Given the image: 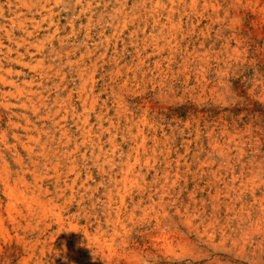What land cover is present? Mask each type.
I'll return each mask as SVG.
<instances>
[{
	"label": "rangeland",
	"instance_id": "obj_1",
	"mask_svg": "<svg viewBox=\"0 0 264 264\" xmlns=\"http://www.w3.org/2000/svg\"><path fill=\"white\" fill-rule=\"evenodd\" d=\"M263 3L0 0V134L41 130L56 206L0 192V264H264Z\"/></svg>",
	"mask_w": 264,
	"mask_h": 264
},
{
	"label": "bare ground",
	"instance_id": "obj_2",
	"mask_svg": "<svg viewBox=\"0 0 264 264\" xmlns=\"http://www.w3.org/2000/svg\"><path fill=\"white\" fill-rule=\"evenodd\" d=\"M260 1V0H259ZM258 2V1H257ZM264 4V3H263ZM262 4V5H263ZM213 8V7H212ZM171 11V10H170ZM23 41V40H22ZM19 43V42H18ZM17 43V44H18ZM20 45V43H19ZM159 50V49H158ZM5 57V56H4ZM15 57V56H14ZM10 61V60H9ZM14 62V60H13ZM38 63V62H36ZM158 63V62H157ZM21 64V63H19ZM3 65V64H1ZM26 65V64H24ZM5 66V65H4ZM7 66V65H6ZM33 66V65H32ZM1 69V68H0ZM161 69V68H160ZM3 70V69H2ZM38 70V69H37ZM10 71V70H9ZM15 71V70H14ZM35 71V70H34ZM40 72V71H39ZM41 73V72H40ZM45 73V72H44ZM38 74V73H37ZM199 74V73H198ZM40 75V74H39ZM17 76V75H16ZM33 76V75H32ZM44 76V75H43ZM46 76V75H45ZM7 77V76H6ZM30 79V78H28ZM32 80V79H31ZM37 80V79H36ZM6 81V80H5ZM2 82V81H0ZM8 82V80H7ZM22 82V81H21ZM4 83V81L2 82ZM9 83V82H8ZM18 83V82H17ZM38 83V82H37ZM6 84V83H5ZM12 84V83H11ZM40 84V83H39ZM3 85V84H2ZM14 85V84H13ZM28 85V84H27ZM5 86V85H4ZM30 86H32V83L30 84ZM41 86V85H40ZM1 87V85H0ZM8 87V86H7ZM3 88V87H2ZM9 88V87H8ZM5 89V87H4ZM10 89V88H9ZM19 90V88L17 89ZM22 90V89H21ZM37 90V89H36ZM41 91V90H40ZM26 92V91H25ZM32 92V91H31ZM2 93V92H1ZM0 93V94H1ZM8 93V92H7ZM10 93V92H9ZM19 93V92H18ZM28 93V92H27ZM15 94V93H14ZM17 94V93H16ZM37 94V93H36ZM7 95V94H6ZM4 96V95H2ZM41 97V96H40ZM30 98V97H29ZM45 98V97H44ZM38 99V98H37ZM28 101V100H27ZM28 102H22V104H20L22 107H26ZM32 103V102H29ZM42 103V102H41ZM43 104V103H42ZM2 105L6 108L9 109L10 108V103H2ZM56 105V104H55ZM70 105V104H69ZM17 106V105H16ZM19 106H17L18 108ZM52 107V106H51ZM46 108V107H45ZM37 109V108H36ZM62 109V108H61ZM33 113H35L37 110L33 109L32 110ZM56 112V111H55ZM42 113V112H41ZM15 114V113H14ZM57 114V113H55ZM59 114V113H58ZM90 115V114H89ZM25 125L21 126V129L24 132V139H22V135L14 133L13 135V139L15 140V142L8 146V144H5V136L3 133L0 134V141L2 143H4L6 145V148L9 150V152H12L11 155H13V162L15 163V167H12L11 163L6 159V155L2 152V149L0 148V192L5 193L6 195H8L11 199V201L14 200H20L22 202V204H24L25 207H27L28 210V215L29 216H33L34 214L37 213V211H39V213L43 214L45 211H53V209H55L56 206L50 204L47 200L45 199V195L48 194V190L47 189H43V182H40V175L37 172V169L40 167H43L45 165H47L48 161L50 160V155L51 153H49V151H47V148L45 146V140L42 139L41 136V130L38 127H30L29 125V118L27 117V113H23L21 114ZM35 116V115H34ZM49 116V115H48ZM58 116V115H57ZM76 117V116H75ZM87 117V116H86ZM33 118V117H32ZM82 118V117H81ZM88 118V117H87ZM90 118V117H89ZM15 119V118H14ZM17 120V119H16ZM59 120V119H58ZM85 120V119H84ZM50 121V120H49ZM76 121V120H75ZM86 121V120H85ZM63 122V121H62ZM1 123V122H0ZM7 123V122H6ZM61 123V122H60ZM59 123V124H60ZM45 124V123H44ZM46 125V124H45ZM44 125V126H45ZM54 125V124H53ZM75 125V124H74ZM81 125V124H80ZM8 126H10L11 128L15 129L16 127L19 126V123L17 121L14 120H10L8 122ZM56 126V125H55ZM43 127V126H42ZM59 129V128H58ZM18 130V129H17ZM65 130V129H64ZM63 130V131H64ZM58 131V130H57ZM71 131V130H70ZM48 132V131H47ZM72 132V131H71ZM78 132V131H77ZM45 134V133H44ZM65 134V133H64ZM145 135V134H144ZM71 136V135H70ZM128 136V135H127ZM126 136V137H127ZM45 137V135H44ZM49 137V136H48ZM51 137V136H50ZM66 137V136H65ZM90 137V136H88ZM149 137V136H148ZM157 137V136H156ZM60 138V137H59ZM77 138V137H75ZM108 138V137H107ZM12 139V138H11ZM47 139V137H46ZM130 139V138H128ZM63 140V139H62ZM77 140V139H76ZM134 140V139H133ZM55 141V140H54ZM86 141V140H85ZM90 141V140H89ZM120 141V140H119ZM154 141V140H153ZM157 141V140H156ZM47 142V141H46ZM49 142V141H48ZM52 142V141H51ZM134 142V141H133ZM142 142V141H141ZM58 143V142H57ZM76 143V142H75ZM146 143V142H145ZM66 144V143H65ZM79 144V143H78ZM157 144V143H156ZM49 145V144H48ZM70 145V144H69ZM128 145V144H127ZM146 145V144H145ZM151 145V144H150ZM58 146V145H57ZM136 146V145H135ZM21 148L25 151V155L28 157V162L25 163L24 162V158L23 156H21L20 154V150L18 149ZM86 147V146H85ZM138 147V146H137ZM3 148V147H2ZM5 148V149H6ZM64 148V147H63ZM73 148V147H72ZM67 149V148H65ZM64 149V150H65ZM78 149V148H77ZM92 149V148H91ZM94 149V148H93ZM39 150V151H37ZM52 150V149H51ZM116 150V149H115ZM37 151V152H36ZM98 151V150H97ZM92 153V152H91ZM142 153V152H141ZM50 154V155H49ZM80 154V153H79ZM66 155V154H65ZM96 155V154H95ZM84 156V155H83ZM91 156V155H90ZM113 156V155H112ZM54 159H55V163L51 166H53V168L59 169V158L53 154ZM65 157V156H64ZM74 157V156H73ZM80 157V156H79ZM97 157V156H96ZM99 157V156H98ZM107 157V156H106ZM83 158V157H82ZM78 160V159H77ZM109 160V159H108ZM78 162V161H77ZM105 163V162H104ZM99 164V163H98ZM201 164V163H200ZM95 165V164H94ZM102 165V164H100ZM202 165V164H201ZM103 166V165H102ZM126 170H130L132 167V165L127 164L126 165ZM213 166V165H212ZM14 168V170H13ZM125 168V166H124ZM120 171V170H119ZM116 174V173H115ZM110 177V176H109ZM232 181V180H231ZM58 182V181H57ZM72 189V188H71ZM83 189V188H82ZM89 189V188H88ZM91 189V188H90ZM85 190V189H84ZM110 190V189H109ZM126 191V190H125ZM90 192V191H89ZM111 192V191H110ZM85 193V192H83ZM93 194V193H92ZM140 194V193H139ZM144 194V193H143ZM213 194V193H212ZM88 195V194H87ZM210 196V195H209ZM108 197V196H106ZM86 199V198H85ZM89 199V198H87ZM121 199V198H120ZM78 201V200H77ZM96 201V200H95ZM109 201V200H108ZM120 202V201H119ZM132 202V201H131ZM136 202V201H135ZM176 202V201H175ZM133 203V202H132ZM67 204V203H66ZM65 204V205H66ZM77 205V204H76ZM90 205V204H89ZM126 205V204H125ZM152 205V204H151ZM78 206V205H77ZM88 206V205H87ZM97 207V206H96ZM119 207V206H118ZM117 207V208H118ZM8 210H14L15 209V203L13 202H9L8 206L6 207ZM39 208V209H38ZM89 208V207H87ZM108 208V207H107ZM144 208V207H143ZM158 208V207H157ZM180 208V207H178ZM4 209V208H3ZM24 209V208H23ZM38 209V210H37ZM78 209V208H77ZM94 209V208H93ZM106 209V208H105ZM104 209V210H105ZM133 209V207H132ZM109 210V209H108ZM138 210V208H137ZM149 210V209H148ZM147 210V211H148ZM168 210V209H167ZM182 210V209H181ZM90 211V210H89ZM107 211V210H106ZM153 211V210H152ZM25 212V211H23ZM98 212V211H97ZM157 212V211H156ZM1 213H2V203L0 200V219H1ZM26 213V212H25ZM90 213V212H89ZM79 214V213H78ZM82 214V213H81ZM96 214V213H95ZM119 214V213H118ZM128 214V213H127ZM20 215V213H19ZM121 215V214H120ZM155 215V214H154ZM176 215V214H175ZM88 216V215H86ZM85 216V217H86ZM99 216V215H98ZM128 216V215H127ZM90 217V216H89ZM109 217V216H108ZM160 217V216H159ZM157 217V218H159ZM10 218V217H9ZM23 218V217H22ZM95 218V217H94ZM156 218V217H155ZM125 219V218H124ZM13 220V219H10ZM22 220V219H21ZM56 221L58 222L59 226H62L64 224L63 219L60 215V213L58 212L56 214ZM94 221V220H93ZM111 222V220H110ZM116 222V221H113ZM14 223V222H13ZM94 223V222H93ZM100 223V222H98ZM118 223V222H116ZM2 224L1 220H0V225ZM111 225V224H110ZM155 225V224H154ZM159 225V224H158ZM113 226V225H112ZM2 227V226H1ZM85 227V226H84ZM80 228V227H79ZM122 228V227H121ZM170 228V227H169ZM99 229V228H98ZM77 230V229H76ZM93 230V229H92ZM103 230V229H102ZM34 231V230H33ZM80 231V230H79ZM112 231V230H111ZM148 231V230H147ZM81 232V231H80ZM144 232V231H143ZM102 233V232H101ZM105 233V232H104ZM40 234V233H39ZM43 234V233H42ZM111 234V233H110ZM113 234V233H112ZM149 234V233H148ZM173 234V233H172ZM82 235V234H81ZM85 238L87 240V242L89 244H95L97 245L99 248L101 247V245L97 242L98 240V232L94 231L91 232L87 229L84 230V234ZM126 235V234H125ZM119 236V235H118ZM173 236V235H172ZM190 237V236H189ZM24 238V237H23ZM73 238V237H72ZM102 238V237H101ZM155 238V237H154ZM35 240V239H34ZM32 239V241H34ZM150 240V239H149ZM20 241V240H19ZM37 241V240H36ZM166 241V239H165ZM23 244L24 249H26V247L28 246V244H26L25 241H21ZM28 242V241H27ZM53 242V241H52ZM62 242V241H61ZM67 242V241H66ZM128 242V241H127ZM185 242V241H184ZM99 244V245H98ZM130 244V243H129ZM150 244V243H149ZM34 244H31L30 246H34ZM61 245V244H60ZM81 245V244H79ZM86 245V244H85ZM103 245V244H102ZM181 245V244H180ZM84 246V245H83ZM82 246V247H83ZM91 246V245H89ZM129 246V245H128ZM81 247V248H82ZM86 247V246H85ZM140 247V246H139ZM138 247V248H139ZM84 248V247H83ZM87 248V247H86ZM94 248V247H93ZM105 248V247H104ZM126 248V247H125ZM136 248V247H135ZM63 249V248H62ZM90 249V248H88ZM128 249V248H127ZM72 250V249H71ZM103 250V249H102ZM59 251V250H58ZM64 251V250H63ZM66 251V250H65ZM128 251V250H127ZM132 252V251H131ZM64 254V253H63ZM72 254V253H71ZM111 254V253H110ZM116 254V253H114ZM112 253V255H114ZM127 254V253H126ZM68 255V254H67ZM95 255V254H94ZM92 256V255H91ZM96 257V256H95ZM102 257V255H101ZM109 257V256H106ZM117 257V256H116ZM123 257V256H122ZM67 258V257H66ZM50 259V258H49ZM59 259V258H58ZM68 259V258H67ZM102 259V258H101ZM106 259V258H105ZM108 259V258H107ZM53 261V260H52ZM80 261V260H79ZM57 262V261H56ZM51 263V262H50ZM69 263V261H68ZM108 263V261H107ZM25 264V263H24ZM94 264V263H93ZM104 264V263H103ZM109 264V263H108ZM111 264V263H110Z\"/></svg>",
	"mask_w": 264,
	"mask_h": 264
}]
</instances>
